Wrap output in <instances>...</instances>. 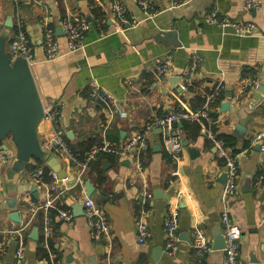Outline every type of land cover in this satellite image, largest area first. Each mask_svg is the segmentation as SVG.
Segmentation results:
<instances>
[{
  "label": "crops",
  "instance_id": "crops-1",
  "mask_svg": "<svg viewBox=\"0 0 264 264\" xmlns=\"http://www.w3.org/2000/svg\"><path fill=\"white\" fill-rule=\"evenodd\" d=\"M153 1L156 14L147 18L138 0H126L129 15L141 23L120 29L109 13L111 0H0V35L9 15L14 21L7 50L10 51V42L20 21L35 45L37 61L31 69L44 105L62 102L55 124L45 117L40 123L42 143L45 137L60 132L70 150L71 146L91 139L98 142L108 139L119 146L143 130L156 115L182 106L195 109L192 100L199 93L206 97V104L208 95L221 85L218 95L223 92L224 98L219 106H209V110L217 115L214 136H233L237 141L236 152L232 150L238 160L235 193L229 198L223 195L227 180L225 160L218 155L211 128L205 122L198 121L201 131L197 136L187 132L181 123L174 127L183 143L189 142L178 178L172 174L175 165L166 150L163 130L158 126L149 130V149L143 155V164L154 199L145 207L139 203L142 178L132 166L130 155L113 154L114 158L95 159L82 172L73 157L81 158L72 151L70 157L45 149L49 155L58 157L57 162L50 165L47 161L32 159L14 176L10 173L14 162L0 168V264H16L20 237L25 241L26 264L48 263L40 251L45 246L46 213L39 210L32 217L29 201L43 204L49 198H55L57 206L73 214L69 221L58 215L52 219L48 250L57 257L61 255V264H226L224 250L213 249L215 234L223 230L221 217L226 210L243 230L239 248L243 263L264 264V180L259 182L264 172V92L261 94L258 88L250 86L240 94L247 77H257L260 86L263 84L264 0L251 11L243 8L245 0H179L177 6L171 0ZM94 7L106 13V27L94 20ZM212 9L222 19L254 21L257 33L241 37L231 29L208 23L206 15ZM69 14L83 15L89 21L83 47L74 52H68L62 29L63 19ZM46 20L55 28L63 54L52 61L45 60L43 47L42 23ZM169 29L177 30L179 45L157 38L160 31ZM195 54L201 57L200 65L185 94L181 76ZM166 55L172 57L171 72L157 77L155 70ZM249 70L256 71L257 75L252 77ZM175 77H181L178 84L174 83ZM91 79H96L119 102L110 125L104 107L89 95ZM224 102H231L227 111H222ZM243 120L245 131L239 136L235 128ZM3 143L16 153L10 137L2 146ZM190 147L198 152L191 153ZM39 165L47 167L49 173L56 172L58 180L49 175L50 182L45 181L47 186L36 184L32 173ZM63 171L66 177L61 179L59 174ZM87 181L95 187L91 196L87 194ZM88 197L106 210L111 225L110 243L106 238H91L84 205ZM174 208L179 211L181 240L176 253L169 255L164 250V221L168 211ZM14 211L20 214V223L10 219ZM143 214L147 215L152 233L147 243L138 240L137 223ZM47 215L50 216V210ZM36 228H39L37 237L33 234ZM196 228L205 231L212 244V250L203 256L192 247Z\"/></svg>",
  "mask_w": 264,
  "mask_h": 264
},
{
  "label": "built area",
  "instance_id": "built-area-1",
  "mask_svg": "<svg viewBox=\"0 0 264 264\" xmlns=\"http://www.w3.org/2000/svg\"><path fill=\"white\" fill-rule=\"evenodd\" d=\"M173 6L179 4V0H171ZM261 4L260 0H245L243 8L246 11H251L256 9ZM138 5L141 10L146 14L147 18H153L156 14V7L153 0H138ZM109 13H111L112 20L120 29L136 27L141 23V20L136 19L134 16L129 15V11L126 5V0H111ZM107 21V16H104L99 23H104ZM206 21L210 24L218 25L222 28H228L233 30L234 34L237 36L245 37L255 35L258 31L257 24L254 21H235L230 19H222L218 15V11L212 9L206 15ZM43 27V47L45 52V60L52 61L61 57L62 51L60 48V42L58 40V35L55 28L50 24L48 20L42 23ZM62 29L64 36L67 40L68 52H74L83 47V40L85 34L89 29V21L83 15L69 14L63 19ZM10 51L12 54L24 57L30 66L36 63L37 58L35 55V45L30 39L27 30L24 25L18 21L17 30L10 42ZM201 57L195 54L192 57L191 63L185 69L182 74L181 88L185 94L188 93V88L192 85V76L195 70L199 67ZM172 67V57L171 55H166L162 58L160 64L155 70L157 77L168 76L171 72ZM180 77V79H181ZM133 79L130 80L132 84ZM241 93L248 91V88H259L260 84L255 78H245L243 80ZM89 95L90 97L101 104L106 113L107 121L109 125L112 123L115 114L119 109L118 100L108 93L96 79H91L89 81ZM221 89V85H218L211 94L208 95L207 103L201 108H188L181 107L174 109L164 115L154 116L149 124L143 130L137 131L131 139L122 143L119 146L113 145L108 139H104L102 144L91 149L87 153L84 159H79L73 157L75 163L84 172L88 167V164L95 160L99 152L111 153L120 156H129L132 166L137 171V174L141 175L142 178V190L139 199V203L144 207L147 206L153 199L154 194L149 190L147 184V177L145 166L143 164V155L149 149V144L147 143V135L149 130L154 126L161 127L163 130V140L165 143L166 150L170 154L174 169L172 174L175 177L181 176V161L183 160L184 153L186 151V146L183 143L182 136L174 132L175 124L182 123L184 121L189 122H205L209 125H214L217 123V119L212 117L209 110V101L218 95ZM238 96L235 100H238ZM62 102L52 101L47 105H44L45 119L53 122L55 124L56 119L59 116V109ZM210 129V128H209ZM211 136L215 142V147L218 155L225 160L226 165V175L227 180L224 186L223 195L225 198H229L235 193L236 190V180L238 178V164L237 156L233 154L232 149L227 147L225 142L214 136V131L211 129ZM43 146L47 150L56 151L57 153L63 154L65 156L72 157V152L67 144V142L62 137L60 132L56 133L53 137H45L43 139ZM262 151L264 152V145H262ZM16 158V153L10 149H4L2 144L0 146V168L6 167L12 164ZM49 175L54 181L58 180V175L56 172L51 171ZM45 167L39 165L32 173V178L36 184L45 185ZM264 180V172L259 176V182ZM26 199V196H24ZM86 216L88 218V223L90 227V235L93 240H102L103 238L108 239L109 243L111 240V225L106 213V210L99 204L95 202L93 198H86L84 200ZM30 213L34 217L39 210H43L46 213L44 219V244L48 248V239L53 231V224L51 216L47 215L51 208H56L57 215L63 220L69 221L73 217L70 210H65L60 208L55 203V198H49L45 203L38 204L29 201ZM221 222L223 225V236L225 238V248H223L225 253L226 264H244L242 259L239 257V248L241 245V240L243 238V230L239 223L230 218L228 210H226L222 217ZM26 226V225H24ZM23 226V227H24ZM164 226L166 230V243L164 250L167 254L173 255L176 253L179 247V242L181 240L179 235V211L177 209H170L164 221ZM138 240L140 243H147L151 238V230L148 224L147 215L143 214L137 223ZM110 245V244H109ZM192 247L198 252L199 255L204 254L212 250V244L209 236L201 228H196L193 232ZM25 241L23 237H20L16 252H15V262L16 264H26L25 262ZM111 249V247H109ZM50 261L55 264L57 255L49 251ZM110 257V256H108Z\"/></svg>",
  "mask_w": 264,
  "mask_h": 264
},
{
  "label": "water",
  "instance_id": "water-1",
  "mask_svg": "<svg viewBox=\"0 0 264 264\" xmlns=\"http://www.w3.org/2000/svg\"><path fill=\"white\" fill-rule=\"evenodd\" d=\"M13 27V16L9 15L5 22V29L0 35V142L10 137L16 146V158L10 169L12 176L23 171L32 159L47 161L50 165L58 160V157L49 155L43 147L39 126L45 117L44 103L31 66L24 57H15L11 51L7 50V42ZM157 38L175 46L181 43L175 29L160 31ZM179 81L180 77H175L174 83L178 84ZM257 91L261 94L264 92V79ZM232 95L230 93V96ZM230 107L231 102L222 103V111H227ZM243 123L245 120L235 128L239 136L245 131ZM184 145L188 146L189 142L184 141ZM3 148L7 149V144L3 143ZM189 151L198 152L197 149L191 147ZM59 177L65 178L66 172L60 173ZM86 189L88 196H91L95 187L87 181ZM35 191L36 188H34ZM35 195L37 196V191ZM8 202L10 205L15 203L12 200ZM9 217L14 222H21L17 211L12 212ZM33 234L37 237L39 228L34 229ZM223 248H225V238L220 229L214 236L213 249Z\"/></svg>",
  "mask_w": 264,
  "mask_h": 264
},
{
  "label": "trees",
  "instance_id": "trees-1",
  "mask_svg": "<svg viewBox=\"0 0 264 264\" xmlns=\"http://www.w3.org/2000/svg\"><path fill=\"white\" fill-rule=\"evenodd\" d=\"M22 1V0H21ZM62 0H60L61 2ZM93 15H94V20H96V22L98 20L101 21V19L104 18L105 16V12H103L99 7H94L93 11H92ZM107 23L108 21L102 23V26L103 27H106L107 26ZM245 72V71H244ZM248 73L251 74L252 77H255L257 75V72L254 71V70H249ZM196 88V87H195ZM191 89L193 92H196V89ZM210 91V90H209ZM224 98V93L221 92L220 95L214 97L210 103H209V106L211 107H215V106H219L220 103L222 102ZM194 105L193 107L196 109V108H201L205 102H206V97L203 96L201 93L197 94L194 99L192 100ZM210 114L212 115V117H214L215 119L217 118L213 112H210ZM208 127H210L214 132H216V125H209L208 123H206ZM176 126H178V123L175 124ZM182 125H183V128L187 131V132H190V133H193L194 135H198L199 132L201 131V125L198 123V121L196 122H189V121H184L182 122ZM219 138H221L227 147H230L233 152H236V149H235V146H236V139L235 137L233 136H228V135H220L218 136ZM94 140V141H93ZM100 142V143H99ZM98 142V140H95V139H91L89 141H84L82 142L81 144L77 145V146H71V151L78 157H80L81 159H84L87 155V153L90 152V150L96 146H99L102 144V140H100ZM2 142H0V146H1ZM115 156L111 153H106V152H99L97 154V157H96V160L95 161H98V160H103L104 158H114ZM38 164H41L40 162H37ZM92 165V164H91ZM45 181L47 182H50V177H49V170L48 168L46 167L45 168V177H44ZM62 208V207H60ZM57 215V211H56V208H51L50 209V216H51V219L55 220V217ZM44 215L41 214L40 217L42 218ZM43 219V218H42ZM50 247L54 250V244L51 243ZM42 255H44V258L48 260V263L47 264H53L51 261H50V258H49V250L45 247V246H41V249H40ZM61 255L59 254L57 259L55 260V264H61Z\"/></svg>",
  "mask_w": 264,
  "mask_h": 264
},
{
  "label": "bare ground",
  "instance_id": "bare-ground-1",
  "mask_svg": "<svg viewBox=\"0 0 264 264\" xmlns=\"http://www.w3.org/2000/svg\"><path fill=\"white\" fill-rule=\"evenodd\" d=\"M44 147V146H43ZM45 149V148H44ZM71 151V150H70Z\"/></svg>",
  "mask_w": 264,
  "mask_h": 264
},
{
  "label": "flooded vegetation",
  "instance_id": "flooded-vegetation-1",
  "mask_svg": "<svg viewBox=\"0 0 264 264\" xmlns=\"http://www.w3.org/2000/svg\"><path fill=\"white\" fill-rule=\"evenodd\" d=\"M7 167V166H6Z\"/></svg>",
  "mask_w": 264,
  "mask_h": 264
}]
</instances>
